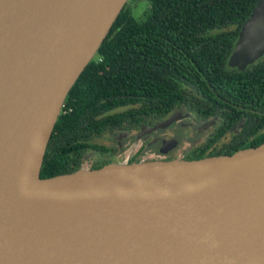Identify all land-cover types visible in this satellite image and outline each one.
<instances>
[{
	"label": "water",
	"instance_id": "water-1",
	"mask_svg": "<svg viewBox=\"0 0 264 264\" xmlns=\"http://www.w3.org/2000/svg\"><path fill=\"white\" fill-rule=\"evenodd\" d=\"M128 1L0 0V264H264V134L40 176L72 85ZM262 52L258 0L227 68ZM31 162L44 185L24 183Z\"/></svg>",
	"mask_w": 264,
	"mask_h": 264
},
{
	"label": "trees",
	"instance_id": "trees-1",
	"mask_svg": "<svg viewBox=\"0 0 264 264\" xmlns=\"http://www.w3.org/2000/svg\"><path fill=\"white\" fill-rule=\"evenodd\" d=\"M142 1L138 17L135 4L124 5L72 85L43 158L42 178L120 160L115 143L136 130L149 136L126 159L147 155L150 128L175 109L193 125L215 119L213 130L190 144L198 151L243 144L264 130V58L243 69L226 65L258 0ZM183 140L177 149L188 146Z\"/></svg>",
	"mask_w": 264,
	"mask_h": 264
},
{
	"label": "rangeland",
	"instance_id": "rangeland-1",
	"mask_svg": "<svg viewBox=\"0 0 264 264\" xmlns=\"http://www.w3.org/2000/svg\"><path fill=\"white\" fill-rule=\"evenodd\" d=\"M128 2L132 3V5L135 4L133 8V14L134 16L138 17L144 9L143 1L142 0H129ZM263 58H264V52L258 55L257 60L263 59ZM183 120H184V127H183L184 133L182 134V131H181V134L184 139L183 142L185 144L188 143V146H190V144H194L198 142V140L203 138L205 134L207 133V131L208 130L210 131L214 125L212 124L208 128H205L204 125H201V126L193 125L192 120L190 119L187 113H184L182 116H180V118H178V123L179 121H183ZM121 136H123V138L119 142L120 144L118 143L120 145V156L122 157L121 159H125L126 158L125 155H127L128 152L136 151L138 148H140L145 138L149 136V132H146L143 130L136 131V132L133 131V132L126 133L124 135L122 134ZM173 136L174 135L170 133L167 136H164L163 138H161L160 142L158 140H155V138H153L154 142L151 143L150 145L151 148H149V145H147L145 148L146 154L149 155V154L157 153L161 150L174 149L179 143V140L176 141V139ZM176 137L179 138L178 136ZM185 148H190V147H185Z\"/></svg>",
	"mask_w": 264,
	"mask_h": 264
},
{
	"label": "flooded vegetation",
	"instance_id": "flooded-vegetation-1",
	"mask_svg": "<svg viewBox=\"0 0 264 264\" xmlns=\"http://www.w3.org/2000/svg\"><path fill=\"white\" fill-rule=\"evenodd\" d=\"M179 114L180 113H178V115L176 116V118L175 119H173L168 125H166L164 128H162V129H160L159 128V124H156V125H154V127H156V129H152L153 127H151L150 128V130H151V132H152V141H153V138H155V140H158L159 142H160V140H161V138H163L164 136H167L168 134H170V133H172V135H174L173 137L176 139V141L177 140H181V138H183L182 137V134L184 133V129H183V127H184V120L183 121H179V123H178V118H180L179 117ZM210 121H212V120H209V121H207V122H205L203 125H207ZM213 121H214V125H215V119H213ZM174 123V125L172 126V124ZM214 125H213V127L211 128V130H213V128H214ZM240 125H241V123L239 122V123H236L232 128H230L229 130H227V132H226V134L227 135H229V134H231L232 132H234V131H236V130H238L239 129V127H240ZM205 127V126H204ZM210 130V131H211ZM137 131V130H136ZM135 131V132H136ZM168 131H169V133H168ZM181 131H182V134H181ZM257 133H260V134H264V130H259ZM256 133V134H257ZM178 136L179 138H177L176 136ZM205 136H206V134H205ZM205 136L203 137V138H205ZM203 138H201L200 140H198V142L199 141H201ZM174 139V140H175ZM157 141V142H158ZM154 142V141H153ZM119 142H116L115 143V145H117V146H119V144H118ZM178 145V144H177ZM150 146V145H149ZM153 147V146H152ZM187 147H191V145L190 146H187ZM150 148H151V146H150ZM149 149V148H148ZM174 149H177V146L174 148ZM126 159V158H125Z\"/></svg>",
	"mask_w": 264,
	"mask_h": 264
},
{
	"label": "bare ground",
	"instance_id": "bare-ground-1",
	"mask_svg": "<svg viewBox=\"0 0 264 264\" xmlns=\"http://www.w3.org/2000/svg\"><path fill=\"white\" fill-rule=\"evenodd\" d=\"M32 162L30 163V165L28 166V169L26 171V176L24 179V183L30 187H37V186H42L44 184H40L41 181L37 178V176L34 174L33 177H31L30 175V168H31ZM35 189L32 188V191H34Z\"/></svg>",
	"mask_w": 264,
	"mask_h": 264
}]
</instances>
